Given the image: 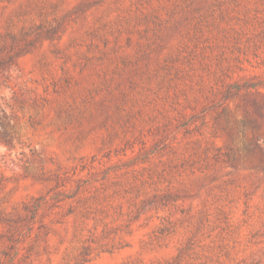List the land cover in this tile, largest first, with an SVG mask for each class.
<instances>
[{
    "label": "rangeland",
    "instance_id": "374dc122",
    "mask_svg": "<svg viewBox=\"0 0 264 264\" xmlns=\"http://www.w3.org/2000/svg\"><path fill=\"white\" fill-rule=\"evenodd\" d=\"M0 264H264V0H0Z\"/></svg>",
    "mask_w": 264,
    "mask_h": 264
}]
</instances>
